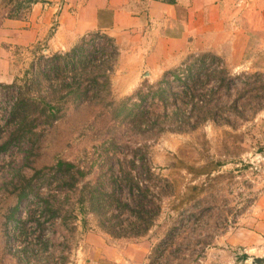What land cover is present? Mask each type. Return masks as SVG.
<instances>
[{
	"label": "rangeland",
	"instance_id": "obj_1",
	"mask_svg": "<svg viewBox=\"0 0 264 264\" xmlns=\"http://www.w3.org/2000/svg\"><path fill=\"white\" fill-rule=\"evenodd\" d=\"M25 3L0 0L1 37L8 33L4 27H9V20H15L11 12ZM34 5H24L23 20L31 16ZM233 21L228 33L211 34L224 48L197 44L185 48L183 57L173 62L129 63L118 48L108 74L110 87L102 89L97 100L93 91L90 99H71L61 118L40 123L19 139H11L21 121V116L13 115L18 90L12 83L16 78L23 83L38 55L48 67L46 60L70 51L80 39L61 50L51 49L48 37L29 46L5 44L11 80L0 81V147L8 142L0 150V264H204L212 248L224 249L226 263L237 264L233 259L239 247L232 248L231 241L255 239L264 231V92L257 90L264 81V30L249 27L239 33ZM53 23L51 29L57 26L56 20ZM203 52L217 54L220 65L236 77L231 93L223 88L215 97L227 120L205 121L184 132L139 134L130 111L171 114L176 106L169 100L165 107L153 91L168 70L180 67L182 74ZM48 73L38 89L32 87V95L45 94L51 87L59 90L74 75L71 68L59 77L49 68ZM252 74L260 77L245 76ZM179 87L176 82L168 85L171 91ZM243 91L247 94L240 106L245 105L241 106L245 114L227 111V103ZM145 93L149 97L142 100ZM60 159L87 172L84 179H70L73 188L65 184L70 176L52 169ZM144 161L150 173L143 170ZM121 167L142 187L149 186L146 198L121 184ZM21 193L25 194L20 198ZM111 193L132 207L146 204L152 210L145 218L159 207L153 224L148 229L137 224L133 208H119ZM17 204L19 210L12 214ZM46 204L57 209L56 218L29 217L30 209Z\"/></svg>",
	"mask_w": 264,
	"mask_h": 264
},
{
	"label": "trees",
	"instance_id": "obj_2",
	"mask_svg": "<svg viewBox=\"0 0 264 264\" xmlns=\"http://www.w3.org/2000/svg\"><path fill=\"white\" fill-rule=\"evenodd\" d=\"M45 0H26L24 5L36 4L38 2H44ZM164 2L175 3L176 0H163ZM21 4L17 11L11 12V18L16 20L22 19L20 13L24 7ZM54 34V28L50 30L49 36ZM91 46V47H90ZM99 55V57L97 56ZM118 55V46L115 40L109 35L101 32H91L80 38V40L72 47V49L65 53H54L53 56L46 60L48 67L44 63V57L39 56L35 62H32L30 69L26 71L23 83H18V78L12 83V86H16L18 90V96L16 98L13 115H18L20 124L19 127L12 133L11 139H19L22 135L33 130L40 123L52 124L61 118L64 114V109L68 102L84 101L90 99L91 91L96 92L94 95L97 100L99 95L101 96L102 89L110 87L109 71L113 67L112 60ZM189 61V59H188ZM218 61H221L218 63ZM45 62V63H46ZM210 62L218 63L217 67H210ZM112 63V65H111ZM222 59L215 53L203 52L200 53L194 62H190L186 65L184 72L180 74V67L172 70H168L162 80L161 86L153 91V96L159 98L165 107L170 104H174L176 107L172 110L171 114L165 111L162 114H154L150 109H143L137 113L134 110L130 111L129 117L132 118V126L138 131L139 134H147L153 132L156 136L167 131L184 132L196 129L201 123L205 121L219 122L227 120L224 115L223 107L215 104L216 95L221 89H226L229 93L232 91V83H236V77H233L229 69L225 65H220ZM209 66V67H208ZM49 71L54 72L58 77L62 72L67 71L68 68L72 69L73 76L69 78V81L63 82L59 90L52 89L45 94L36 93L32 95V87L39 88L41 81L46 80L50 74ZM32 73V77L29 74ZM38 75V79L34 75ZM260 74L245 75L250 78L260 77ZM245 77V78H246ZM242 79L244 77H238ZM67 82V83H66ZM176 82L179 89L170 90L168 88L169 83ZM167 83V84H165ZM53 86V85H52ZM211 87V88H210ZM32 89V90H31ZM35 89V90H36ZM108 89V88H107ZM262 89L264 92V81L257 90ZM247 91V90H246ZM239 92L240 95L234 97L230 103H227V111L234 114L243 116L245 114V105L240 106L241 100L246 96L247 92ZM250 92V91H249ZM149 97V94L145 93L141 96L142 100ZM264 98V96H262ZM180 103V104H179ZM242 109V110H241ZM135 113V114H134ZM31 114L32 116H30ZM149 136V135H148ZM11 142V141H10ZM8 142L0 147V150L7 148ZM142 150L140 147L137 151ZM135 155V154H134ZM133 165L136 164V156H134ZM123 177H121V184L129 186V189L133 191L135 188L138 190L144 198L147 197L149 186L142 187L140 181H136L134 175L130 171H125L124 167H121ZM143 170L147 173L151 172L149 164L143 162ZM58 174L63 176H70L69 180H65L66 186L74 187V183L70 182V179L78 176L80 179H84L87 172L78 167L73 162L60 159L52 168ZM151 176V175H149ZM25 193H21L20 198ZM110 197L114 199L117 206L123 209L133 208V213L136 216L137 224H146L147 229L153 224L154 216L158 214L159 207L156 211L145 218V214L151 212L149 208L143 202L132 207L129 203H124L113 193ZM82 203L87 200V197H82ZM99 200V198H98ZM102 205L99 204L94 209L97 210ZM41 208V209H39ZM85 204L81 208L82 212H85ZM149 208V209H148ZM19 210L18 204L11 209V213H15ZM40 210V211H38ZM61 212V211H60ZM37 214L49 215L52 218L58 216V211L52 205L46 204L45 206H37L29 210V217H33ZM11 215L8 216L10 218ZM27 254L25 249L24 251Z\"/></svg>",
	"mask_w": 264,
	"mask_h": 264
},
{
	"label": "crops",
	"instance_id": "obj_3",
	"mask_svg": "<svg viewBox=\"0 0 264 264\" xmlns=\"http://www.w3.org/2000/svg\"><path fill=\"white\" fill-rule=\"evenodd\" d=\"M53 20L57 26L48 37ZM9 21L7 35L1 37L0 31V81L11 80L5 44L29 46L48 37L50 48L61 50L101 31L115 40L129 63L157 65L180 60L185 48L197 44L204 49L223 47L211 34L227 32L232 21L239 33L249 27L264 30V0H45L34 5L27 19ZM262 233L244 242L231 241L232 248L239 247L233 261L252 264L255 257H264ZM224 252L209 249L204 264H227Z\"/></svg>",
	"mask_w": 264,
	"mask_h": 264
},
{
	"label": "water",
	"instance_id": "obj_4",
	"mask_svg": "<svg viewBox=\"0 0 264 264\" xmlns=\"http://www.w3.org/2000/svg\"><path fill=\"white\" fill-rule=\"evenodd\" d=\"M264 257H255L252 264H263Z\"/></svg>",
	"mask_w": 264,
	"mask_h": 264
}]
</instances>
